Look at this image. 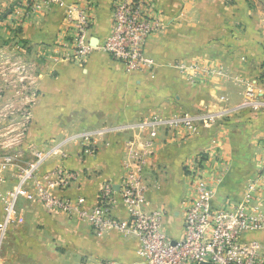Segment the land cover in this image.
Instances as JSON below:
<instances>
[{
    "label": "crops",
    "instance_id": "crops-1",
    "mask_svg": "<svg viewBox=\"0 0 264 264\" xmlns=\"http://www.w3.org/2000/svg\"><path fill=\"white\" fill-rule=\"evenodd\" d=\"M114 1L61 0L92 15L88 33L90 43L97 44L78 60L64 58L73 49L65 36L63 5L41 10L17 27L16 0H0V59L33 62L36 92L32 97L11 75H3V97L7 105L30 110L27 141L51 147L36 170L41 186L46 177L56 180L59 172L72 175L67 187L48 191L84 199L83 208L90 209L103 186L112 185L116 203L111 216L127 220L121 186L136 156H143L149 187L145 210L163 212L164 229L178 240L190 196L191 159L204 156L211 181L225 170L223 181L214 185L216 207L237 203L245 185L256 178L263 158L264 107L241 105L249 80L250 90L264 104V0H151L163 26L146 46L153 65L134 72L99 48L111 31ZM196 60L219 62L229 77L243 82L190 84L174 65ZM185 111L224 117L215 126L200 123L191 134L169 130L166 122ZM81 145L95 146L93 153ZM35 198L19 200L13 227L2 242L0 264H142L133 234L113 228L97 235L77 212L50 209L38 194ZM243 241L258 244V264H264V230L244 233Z\"/></svg>",
    "mask_w": 264,
    "mask_h": 264
},
{
    "label": "built area",
    "instance_id": "built-area-1",
    "mask_svg": "<svg viewBox=\"0 0 264 264\" xmlns=\"http://www.w3.org/2000/svg\"><path fill=\"white\" fill-rule=\"evenodd\" d=\"M16 5L13 24L19 27L37 12L63 3L61 0H16ZM64 7V18L68 25L65 36L71 39L73 49V54L64 58L83 60L93 48L88 33L93 22L92 15L87 8L78 5ZM161 19L151 0H115L111 31L100 43L99 48L120 62L127 72L150 69L153 61L146 53V46L153 34L162 28ZM0 66V76L4 75L7 79L11 75L12 82L24 87L32 97L36 95L33 89V62H24L19 57L11 62L0 59ZM174 67L191 84L216 80L224 73L223 67L202 60H196L190 65L177 63ZM247 95V100L241 106L255 110L264 107L253 91H248ZM222 100L225 101V97H222ZM24 112L31 114L27 109H24ZM223 117L224 114L184 113L168 120L166 126L169 130H182L191 134L200 123L215 126ZM45 157L39 154L21 173L20 184L11 194L12 197L23 195L26 199L34 201L38 194L50 209L69 214L77 212L79 219L87 221L97 235L113 228L133 234L140 245L142 264H258L261 261L258 244L243 241V235L246 232L264 230V156L256 178L245 185L241 199L223 208L214 205V185L223 181L225 170L215 174L211 181L207 176L204 156L191 159L187 165L190 196L183 219V237L178 240H173L164 229L163 212L145 210L149 203V187L145 178L146 160L143 156H136L135 166L129 169L121 186L120 200L128 212L127 220L111 216L116 203L112 185L103 186L98 195V203L90 209L83 208L84 199L63 198L48 191L47 188L67 187L73 179L72 175L59 172L56 180L46 177V185L41 186L36 178V170ZM10 161L11 156H4L2 166L6 167ZM33 180L38 189L36 193L26 186ZM92 264L121 263L104 260Z\"/></svg>",
    "mask_w": 264,
    "mask_h": 264
},
{
    "label": "rangeland",
    "instance_id": "rangeland-1",
    "mask_svg": "<svg viewBox=\"0 0 264 264\" xmlns=\"http://www.w3.org/2000/svg\"><path fill=\"white\" fill-rule=\"evenodd\" d=\"M157 12L160 14L162 18L161 21L163 22V16L161 12ZM209 64L223 67L224 73L220 77L218 76L216 80H204L201 83H207L210 81H217L219 83L223 79H231L236 85L242 84L243 81L239 79V76H235L233 79L229 77V73L223 64L219 62H213ZM183 77L185 78L184 75ZM1 78L2 76H0V79ZM185 80L187 81L186 78ZM249 82L251 81L249 80L246 83L253 87ZM3 85L4 83L0 85V258L2 252V242L5 239L7 231L13 227L14 219L16 218V212L18 211V202L21 198L25 199L23 195H18L16 198H13L11 194L15 192L16 188L20 184L21 173L36 160V156L39 154L41 156H45L50 152L51 149V147L47 149L38 148L36 145L27 141L29 137L28 135L30 133V128L27 127V121L31 118V114L24 112L23 107L19 109V105H7L8 98L3 97L4 94L2 93ZM251 87L246 90L244 101L248 98V91H252L250 90ZM222 97H225L226 103L229 101V98L226 96H220L221 100ZM184 113L194 114L189 111H185L183 114ZM195 114L203 113L197 112ZM228 117H230V115H228ZM93 147L95 146L81 145V148H88L92 153V149H94ZM262 155L264 156V146ZM4 156H11V161L6 167L2 166ZM26 186L27 189H31L33 193L35 190H37L36 182L34 180Z\"/></svg>",
    "mask_w": 264,
    "mask_h": 264
},
{
    "label": "water",
    "instance_id": "water-1",
    "mask_svg": "<svg viewBox=\"0 0 264 264\" xmlns=\"http://www.w3.org/2000/svg\"><path fill=\"white\" fill-rule=\"evenodd\" d=\"M90 44H91V46H96L97 43H95V42H94V43L91 42ZM201 264H210V263H201Z\"/></svg>",
    "mask_w": 264,
    "mask_h": 264
}]
</instances>
